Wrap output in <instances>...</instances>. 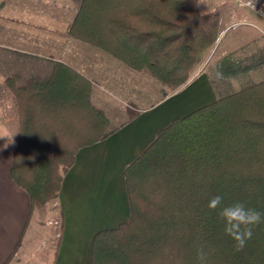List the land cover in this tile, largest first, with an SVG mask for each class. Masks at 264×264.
<instances>
[{"label": "trees", "instance_id": "trees-1", "mask_svg": "<svg viewBox=\"0 0 264 264\" xmlns=\"http://www.w3.org/2000/svg\"><path fill=\"white\" fill-rule=\"evenodd\" d=\"M199 2L77 0L67 35L175 91L221 32L218 13L201 11ZM258 67L264 69V52L225 55L209 66L217 98L160 128L126 165L129 218L94 234L90 264H200L201 248L206 264H264V223L236 251L219 209L208 207L219 195L223 205L243 202L264 213V77L246 78ZM235 79L239 87L230 90ZM4 83L18 120L10 177L40 206L57 198L77 151L114 128L91 100V81L64 62L23 81L11 74Z\"/></svg>", "mask_w": 264, "mask_h": 264}, {"label": "crops", "instance_id": "crops-1", "mask_svg": "<svg viewBox=\"0 0 264 264\" xmlns=\"http://www.w3.org/2000/svg\"><path fill=\"white\" fill-rule=\"evenodd\" d=\"M60 1L0 0V48L19 53L14 58L10 56L14 61L10 73L19 75L20 81L26 64L31 68L28 77L47 74L55 61L73 67L91 81L94 105L108 115L110 122H115L108 137L77 151L73 165L64 174L53 205L60 217L54 252L50 260L40 255L42 264H90L94 234L129 218L123 174L126 165L145 149L160 128L215 100L217 94L210 81L209 66H200L185 85L165 93L162 85L147 72L127 69L108 57L90 65L87 58L99 54L67 35L76 8L74 3L71 7L60 6ZM218 15L221 32L206 53L211 57L210 65L225 55L240 58L264 52L263 18L253 22L233 9ZM230 28L233 32L226 36ZM13 35L22 45H32L35 49L9 45L7 38ZM220 47L223 49L218 53ZM11 74L0 75V264L10 258L14 249L8 264H20L19 252L32 224L31 218H39L43 207L49 210L45 216L53 217L52 205L32 206L26 191L10 177L18 127L16 104L4 83ZM263 77L262 67L246 74L252 81ZM122 99L127 101L126 107ZM109 110L115 113L113 119Z\"/></svg>", "mask_w": 264, "mask_h": 264}, {"label": "rangeland", "instance_id": "rangeland-1", "mask_svg": "<svg viewBox=\"0 0 264 264\" xmlns=\"http://www.w3.org/2000/svg\"><path fill=\"white\" fill-rule=\"evenodd\" d=\"M76 2H77V0H72V3H71V0H61L59 5L61 6L64 4V5H69L71 7L74 3L73 6L76 7ZM199 6H200L201 11H213V12L219 13L220 15L227 12L228 9H233L235 11H241L242 14H244L249 20H252L253 22H258V20L260 18H263V17L256 15L249 8L241 6L240 0H200ZM232 32H233V29L230 28L227 31L226 36L228 34H231ZM13 36H15V37L10 36L9 38H7V39H9V41H8L9 45L15 46V48L20 47V48H30L32 50L35 49V47L32 45H30V46L22 45L20 43L21 41H19V39L16 37V35H13ZM225 40H226V37L223 39V45H225ZM80 42H82V41H80ZM80 42H78V43H80ZM81 44L87 45L90 49H92V52L99 54L98 56L97 55H93V56L91 55L90 58H87V59H89L90 65L98 64V60L101 57H108L109 59H113L114 61H118L113 56L109 55L108 53L102 51L101 49H99L97 47H94L88 43L85 44V42H82ZM9 45L6 44L5 46L8 47ZM222 49L220 47L218 53H221ZM37 50H41V49L37 48ZM0 53L2 55V56H0V75L4 76L8 73L11 74L10 72L13 70L11 65L13 64L12 62H14L12 59L14 57L18 56L19 53L16 51L10 50L8 48L7 49L6 48H0ZM21 55L23 56V54H21ZM10 56H12L13 58ZM210 58L211 57L205 55L204 60L200 66L201 67L210 66V61H211ZM118 62H120V61H118ZM120 63H122V62H120ZM26 66L27 67L25 69H23L24 71L21 72L22 80L23 79L25 80L30 74L29 71L31 68H29L28 64H26ZM124 66L127 67L126 65H124ZM127 69H129V67H127ZM208 73L210 74L209 68H208ZM251 79L254 80L252 77H251ZM230 82H231L230 85L227 86L230 90L236 89L239 87L238 80H231ZM162 87H163L165 93L173 92L172 90L165 88L163 85H162ZM220 88H221V92H223V87H220ZM0 94L2 95V90L0 91ZM216 94L218 95L219 93L216 92ZM126 104H127V101L123 100V104H122L123 107H126ZM110 112H111V110H109V113ZM104 114H105V112H104ZM111 114L112 113H110V115ZM114 114L111 115L112 119H113ZM105 115L108 118V115L107 114H105ZM108 120H109V118H108ZM109 123H110V126L113 128L112 123H115V122H110V120H109ZM55 199L56 198L49 200L48 202H46L45 204L40 205V206H45V207L46 206L50 207L49 205L53 206V205H55ZM54 208H55V206L52 207L53 217H51V219L49 217L45 216L47 214V211H49V210L44 208V207L42 208V210H43L42 215H41V212L39 211L40 212L38 214V216H40L39 218L38 217H34V219L31 218L32 224L29 225V227L26 231L25 240H24L25 242L23 243V247L21 248V250L19 252L20 264H42V260H41L40 255H43L46 259H49V260L52 257L53 252H54V244L56 243V236H58L57 233L55 234V231L60 226L59 212L56 211V209H54ZM38 220H40V223ZM33 221L34 222L36 221V224H34ZM54 235H55V237H54Z\"/></svg>", "mask_w": 264, "mask_h": 264}, {"label": "clouds", "instance_id": "clouds-1", "mask_svg": "<svg viewBox=\"0 0 264 264\" xmlns=\"http://www.w3.org/2000/svg\"><path fill=\"white\" fill-rule=\"evenodd\" d=\"M208 207L210 210L219 209L218 218L223 223L224 233L235 242L236 251L243 250L253 235V229L264 223V213L247 207L243 202L223 205V198L219 195L209 201ZM197 259L200 264H206L207 256L202 248L197 252Z\"/></svg>", "mask_w": 264, "mask_h": 264}, {"label": "built area", "instance_id": "built-area-1", "mask_svg": "<svg viewBox=\"0 0 264 264\" xmlns=\"http://www.w3.org/2000/svg\"><path fill=\"white\" fill-rule=\"evenodd\" d=\"M240 4L264 18V0H240Z\"/></svg>", "mask_w": 264, "mask_h": 264}]
</instances>
